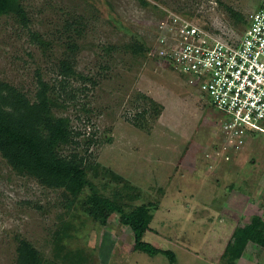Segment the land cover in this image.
<instances>
[{
    "label": "rangeland",
    "instance_id": "1",
    "mask_svg": "<svg viewBox=\"0 0 264 264\" xmlns=\"http://www.w3.org/2000/svg\"><path fill=\"white\" fill-rule=\"evenodd\" d=\"M261 1L22 0L31 31L14 17L0 19V81L34 100L40 69L61 89L65 108L54 114L69 118L80 133L61 154L83 159L90 181L106 185V195L138 196L137 206L158 204L145 240L176 253V264H227L223 255L237 229H246L256 214L264 221V134L241 150L229 143L220 114L155 58L158 23L179 8L200 16L199 23L188 21L206 22L236 40L245 28L233 23L227 7L248 17ZM75 19L89 28L76 65L89 80L61 86L54 65L65 52L62 27ZM30 32L49 41L50 49L32 45ZM136 44L150 50L134 54ZM65 202L64 191L20 175L0 155V264H16L18 237L43 264H66L56 255L59 233L65 234L61 225L71 220L62 218ZM74 219L62 244L82 250L89 257L85 264H170L163 255L135 251L134 236L118 214L107 227L83 213ZM245 252L235 264H264V249L251 245Z\"/></svg>",
    "mask_w": 264,
    "mask_h": 264
},
{
    "label": "trees",
    "instance_id": "2",
    "mask_svg": "<svg viewBox=\"0 0 264 264\" xmlns=\"http://www.w3.org/2000/svg\"><path fill=\"white\" fill-rule=\"evenodd\" d=\"M139 1L142 4L149 5L147 0ZM175 11L183 17L196 21V23L200 21V16L193 17L189 12L179 8ZM227 11L232 15L231 18L234 24H242L244 28L247 27V16L230 7H227ZM2 17H14L17 24L30 30L31 23L22 0H0V19ZM65 22L62 27V31L66 34V41L63 44L65 52L63 57L59 58L54 65L58 76L54 80L60 78L61 86L70 80H89L76 71L77 57L79 52L83 50L82 41L85 39L84 35L88 25L86 27L80 25L81 19ZM200 23H202V20ZM199 25L213 34L229 39L228 35H222L220 30L206 22ZM30 34L32 45L33 43L36 44L41 50L44 49L43 51L50 49L51 43L42 39L38 32H30ZM130 49L134 54L139 55L150 50L144 44L133 45ZM158 61L162 63V61ZM104 69H108V67H104ZM169 69L170 71L173 69L177 73L172 66ZM37 74L38 91L34 100L29 99L28 95L21 89L0 81L1 157L20 175L35 179L47 188L64 191L66 201L64 206L67 212L62 216L63 219L70 216L71 220H75L76 212L78 214L83 213L96 224L107 227L111 217L118 214L121 224L127 227L134 236L135 251L148 254L151 257L163 255L169 260L170 264H176L178 260L176 253L172 250L156 248L145 240L147 233L152 231L153 213L156 212L154 209L158 210V204L149 203L137 206L134 202L139 200L140 197L138 198V196L137 198L131 197L129 200L128 197L123 196V193L115 192L118 194L115 196H112V194L106 195V185L100 188L90 181L88 166L85 165L83 159H79L74 154L70 156L61 154L63 147L78 143L76 137L80 136V133L73 130L69 118L57 117L54 114V110L65 108L59 104V99L62 98L63 94L61 89H58L52 81L44 80L40 69L37 70ZM179 75L182 78V75ZM63 91L67 94L68 89L64 88ZM144 98H147V96ZM205 104L207 105V103ZM95 171L98 172L96 169ZM106 173L109 174V170ZM126 188L125 186L122 191L125 190L126 192ZM87 190L90 191L89 195L85 194ZM71 220H64L61 225V230L65 234L61 235L59 233L56 255L59 258L62 256V260L66 264H85L88 262L89 257H86L82 250H80L81 253L68 251L62 244L64 239L69 236L71 228L74 229ZM233 237L234 240L226 247L223 255V259L226 260L227 264H235L239 261L250 244L263 250L264 221L262 217L258 214L254 215L249 226L246 229H237ZM17 242L16 264H43L39 253L27 240L18 237Z\"/></svg>",
    "mask_w": 264,
    "mask_h": 264
},
{
    "label": "built area",
    "instance_id": "3",
    "mask_svg": "<svg viewBox=\"0 0 264 264\" xmlns=\"http://www.w3.org/2000/svg\"><path fill=\"white\" fill-rule=\"evenodd\" d=\"M158 29L155 58L172 66L220 114L219 128L230 135L229 143L241 150L264 134V0L236 40L173 12H166Z\"/></svg>",
    "mask_w": 264,
    "mask_h": 264
},
{
    "label": "crops",
    "instance_id": "4",
    "mask_svg": "<svg viewBox=\"0 0 264 264\" xmlns=\"http://www.w3.org/2000/svg\"><path fill=\"white\" fill-rule=\"evenodd\" d=\"M249 246H251V244H250ZM245 253H246V252H245Z\"/></svg>",
    "mask_w": 264,
    "mask_h": 264
}]
</instances>
